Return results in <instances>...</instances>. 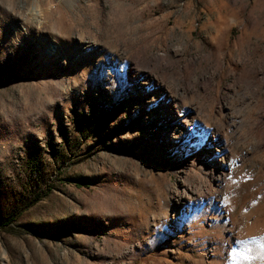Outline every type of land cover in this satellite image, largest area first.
I'll use <instances>...</instances> for the list:
<instances>
[{
    "label": "rangeland",
    "instance_id": "obj_1",
    "mask_svg": "<svg viewBox=\"0 0 264 264\" xmlns=\"http://www.w3.org/2000/svg\"><path fill=\"white\" fill-rule=\"evenodd\" d=\"M0 264H264V0H0Z\"/></svg>",
    "mask_w": 264,
    "mask_h": 264
},
{
    "label": "bare ground",
    "instance_id": "obj_2",
    "mask_svg": "<svg viewBox=\"0 0 264 264\" xmlns=\"http://www.w3.org/2000/svg\"><path fill=\"white\" fill-rule=\"evenodd\" d=\"M219 136L221 137L220 139H221L222 142H223L225 138L223 139V134H222L221 132H220V135H219ZM224 137H225V136H224ZM225 140H226V139H225Z\"/></svg>",
    "mask_w": 264,
    "mask_h": 264
}]
</instances>
